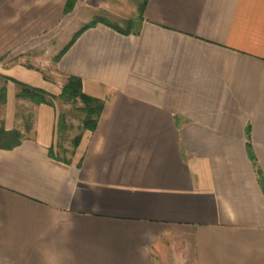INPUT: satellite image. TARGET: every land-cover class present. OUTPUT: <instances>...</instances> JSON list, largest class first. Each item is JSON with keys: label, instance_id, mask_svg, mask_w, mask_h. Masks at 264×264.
Segmentation results:
<instances>
[{"label": "crops", "instance_id": "0c3cea01", "mask_svg": "<svg viewBox=\"0 0 264 264\" xmlns=\"http://www.w3.org/2000/svg\"><path fill=\"white\" fill-rule=\"evenodd\" d=\"M109 1L0 0L7 129L3 76L59 95L65 79L25 59L52 70L63 37L126 17ZM107 17L130 33L98 23L56 67L105 101L71 162L49 155L46 104L0 149V264H264V0H148L136 28Z\"/></svg>", "mask_w": 264, "mask_h": 264}, {"label": "trees", "instance_id": "16d2710c", "mask_svg": "<svg viewBox=\"0 0 264 264\" xmlns=\"http://www.w3.org/2000/svg\"><path fill=\"white\" fill-rule=\"evenodd\" d=\"M78 0H67L66 13H70L74 10L75 4ZM148 0H144L142 5L140 6V17L139 21L143 20V14L145 11V7ZM105 23L117 30L122 31L119 26L110 23L109 21L98 18L94 19L90 23L86 24L80 31H78L72 40L60 51L58 55L55 57V61L59 62L63 55L69 50V48L74 44L77 38L87 29L96 26L98 23ZM133 21H129V25L133 26ZM125 34H129L130 31H122ZM13 81L19 88L16 96L19 99L30 101L35 105L46 104L55 107L56 100L60 99L65 105L68 104H77V102H81L82 106L79 110L84 114V118L82 119L81 125L79 126L80 133L77 134L72 141L73 149L71 154L75 152V149L79 146L83 132L86 130L95 131L98 125V122L102 116V113L105 108V101L96 97H92L86 94L83 90L82 79L78 76L71 75L67 78L64 87L62 88V92L56 96L51 94L41 88H37L31 86L29 84L23 83L21 81L8 78ZM0 103L6 104L7 102V88L4 86L0 90ZM67 116L65 113H61L58 118L57 123V134L58 136H62L63 132L67 129ZM32 130V126L28 125L24 130L14 128L7 129L5 123L0 124V149L2 150H12L24 142L27 138V133ZM49 155L51 158L63 161L65 163H70L69 158L60 159L57 154L54 152V147H51L49 150Z\"/></svg>", "mask_w": 264, "mask_h": 264}, {"label": "rangeland", "instance_id": "374dc122", "mask_svg": "<svg viewBox=\"0 0 264 264\" xmlns=\"http://www.w3.org/2000/svg\"><path fill=\"white\" fill-rule=\"evenodd\" d=\"M140 1H138V0H110L109 1L110 4L112 2L116 6V9H115L114 7H111L109 5L108 9L110 10V12L111 11L113 12L115 10L114 13L118 14L117 10L123 8L122 10H124L127 13L126 17H115V16L110 15V14H107V15L104 14L105 17H97L96 19H98V18L104 19L107 16H109L110 19L118 21V23L121 24L124 28H128L129 27L128 26L129 25L128 21L130 19H132V21L134 23L133 27L136 28V26L139 23L140 6L142 5V4H139ZM142 2H143V0H142ZM137 4H139L138 15L136 17L130 18L128 15H130V12H132V10L135 9ZM75 6H76V4H75ZM72 12H70V13H72ZM133 12H134V10H133ZM64 39L65 38L63 37L62 40H60L57 43L56 50L57 49L58 50H62V48L66 44ZM59 53H57L56 55H58ZM25 60L29 61V62L27 61L28 62L27 64L29 66H31V67L36 66L37 69L39 71H41L42 74L44 75V77H46V78H50V79L55 78V79H57V81H61L64 78L65 80L62 82V84H63L62 88L64 87L68 77H65V76L62 77V76L58 75L57 68H56L58 62L55 61V58H54V61H53V64H52V66L53 65L54 66L53 67L50 66V67H52V70L50 68H47L49 66H47L44 62L43 63L40 62V60H38L37 57H33L32 59L28 58V59H25ZM30 61H32L35 65L33 64L34 65L33 66L30 63ZM3 77L5 78V80H9L7 76H3ZM3 81L4 80L2 79V77H0V90L3 87L2 86V82ZM18 90H19V88L17 86V92H18ZM0 94H1V92H0ZM56 96H58V95H56ZM6 105H7V102H6V104L0 103V124L2 122L5 123V121H6V114H7V111H8ZM81 106H82L81 102H77L76 105L75 104L65 105L63 102H61L60 99L56 100L55 107L58 110V114L59 115L61 113H65L66 114V116H67V125H68L67 129L63 132L62 136H58V134H57L56 142H55V144L53 146L55 154H57V156L60 159L69 158L71 156V151L73 149V146H72L73 138L77 134L80 133L79 126L81 125L82 119L84 118V114L79 110V108H81ZM11 110H13V113H14V116H15V123L18 125L16 128L24 130L28 125H31L32 127L34 126V119H35V115H36V105L35 104H33L30 101L19 99L16 96V101H15V103L13 105V109H11ZM11 110H9V111H11ZM59 115H58V118H59ZM5 126H6V124H5ZM12 129H14V128H12ZM28 136L29 137L32 136V131L27 133V137Z\"/></svg>", "mask_w": 264, "mask_h": 264}]
</instances>
